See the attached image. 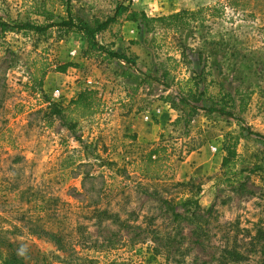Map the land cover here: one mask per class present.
<instances>
[{
  "label": "rangeland",
  "instance_id": "1",
  "mask_svg": "<svg viewBox=\"0 0 264 264\" xmlns=\"http://www.w3.org/2000/svg\"><path fill=\"white\" fill-rule=\"evenodd\" d=\"M40 1L0 0V14L8 20L42 22L32 12ZM51 1L46 7L63 15V7ZM117 1L72 0V7L86 20L104 19ZM131 1L132 8L149 16L216 7L213 17L182 32L183 40L219 49L213 77L229 91L249 93L240 116L245 126L264 135V0ZM133 30L115 24L97 39L134 57L138 71L148 73L152 65L163 63L174 66L176 79L189 75L173 34L158 37L159 46L152 48L150 42L131 43L136 40L135 26ZM59 34L51 28L43 34L12 31L0 38V239L11 244L6 249L0 243V264L8 251L26 264H259L261 246L250 239L253 223L260 221L264 229V144L243 135L234 119L200 111L185 126L174 109L177 118L167 122L157 140H139L131 123L137 116L144 125L157 123L161 106L171 108L164 98L176 90L175 81L171 87L156 81L140 84L139 72L124 75L123 61L84 55L79 35ZM168 56L177 61L171 63ZM42 60L50 69L41 92L33 78L39 76L36 68ZM66 62L72 63L70 72L54 71ZM87 79L101 100L99 110L79 119L73 131L60 116L49 126L45 115L50 103L66 108L86 88ZM56 89L58 98L52 95ZM229 135L238 138L236 170L242 191L220 180L221 147ZM158 143L166 147L164 175L143 179L132 163ZM211 145L218 150L213 152ZM186 197L197 198L201 212L211 209L200 243L193 226H174L162 203ZM46 231L58 234L61 244ZM232 248L242 258H218Z\"/></svg>",
  "mask_w": 264,
  "mask_h": 264
},
{
  "label": "trees",
  "instance_id": "2",
  "mask_svg": "<svg viewBox=\"0 0 264 264\" xmlns=\"http://www.w3.org/2000/svg\"><path fill=\"white\" fill-rule=\"evenodd\" d=\"M46 1L51 0H41L40 4L35 5L32 11L36 16L42 17V22L29 19L22 21L16 19L8 20L0 14V38L7 32L12 31L21 32L24 35L28 32L43 34L51 28L57 29L63 36L70 33L77 34L86 45L85 49H83L84 55L96 54L106 60L116 59L123 61L127 66L124 75L131 77L135 72H139L140 84L156 81L165 87H171V84L175 81L176 90H173L171 95L165 97L164 102H167L172 109L180 113L179 119L181 118L184 121L185 126L200 111L207 115L216 114L227 119H234L243 135H253L264 144V135L245 126L240 116L246 109L249 93H244L238 88L229 91L213 77L212 66L216 65L213 61L215 59L214 55L219 49L205 46L195 47L183 40L182 32L192 31L194 26L202 24L207 20V17H213L214 14L212 12L216 7H201L195 10L180 9L166 15L149 16L143 10L132 8L131 0H120L115 3L113 13L110 16L104 19L93 17L90 20H86L73 10L72 0H57L64 9L63 15H55L53 11L46 7ZM125 22L135 24L136 40L130 41L133 44L150 42L152 48H155L159 46L155 43L158 37L165 39L167 34H173L172 36L177 39L175 47L179 54V59L187 64L189 75L176 79L171 75V70L174 69V66H165L163 63L152 65V69L148 73L138 71L134 57L127 56L118 49H110L98 41L97 37L109 31L113 25H122ZM60 34L59 37H62ZM166 60L171 61V63L177 61L175 57L171 56H168ZM70 66H72V63H62L55 67L54 71L65 72ZM49 69L50 64L46 60H42L39 67L36 68V73L39 75L33 78L36 91H41L43 78ZM101 104L97 92L93 89L85 88L74 99L70 100L66 108H61L58 103H50L48 112L45 115L46 120L50 126L54 116H60L61 119L64 117V124L68 123V129L73 131L79 119L93 115L99 110ZM65 111H67L66 116L63 115ZM237 141V137L233 138L229 135L222 144L221 148L224 151V155L221 159L222 174L220 180L231 187L233 191H242L244 184L240 181V171L236 170ZM166 160V147L158 143L147 153L141 155L132 165L141 178L159 180L164 175ZM162 203L174 226L180 228L182 222L193 226L191 229L192 235L195 236V242L200 243L199 238L204 234L203 224L211 216V209L208 208L201 212L198 199L195 197L180 198L176 201L163 200ZM94 212L98 213V215L106 214V211L94 210ZM260 224V221L253 223L252 229L255 230V235L251 237L250 241L254 239L256 241L254 244L261 246L258 248L260 252L259 264H264V245H259L264 239V229ZM47 234L55 243L61 244L58 234L51 232H47ZM168 242V238H166L163 244L166 248H168ZM251 242L253 244V241ZM0 243L6 249L11 247L9 242L6 243L2 239H0ZM60 248L63 249V245ZM224 250L227 255L221 254L218 258L223 257L226 261L229 259L236 262L243 256L233 248ZM4 263L26 264L14 251L7 252V258Z\"/></svg>",
  "mask_w": 264,
  "mask_h": 264
},
{
  "label": "crops",
  "instance_id": "3",
  "mask_svg": "<svg viewBox=\"0 0 264 264\" xmlns=\"http://www.w3.org/2000/svg\"><path fill=\"white\" fill-rule=\"evenodd\" d=\"M179 10V9H178ZM178 10H175L173 12H176ZM171 12V13H173ZM134 26L135 24L132 22H125L124 27H127L131 30V33H134ZM72 69L71 67L67 68L64 73L70 72L69 70ZM62 74V73H61ZM162 111L159 113L157 120V123H152V121L147 122V126H145L142 123V120L139 119V116L133 122L131 123V131L136 132L138 134L139 140L149 142V141H155L158 138V135L162 133V128L165 127L167 122H172L175 118H177V112L173 109L169 108V106L162 105L161 106ZM147 118V117H145ZM144 118V119H145ZM149 125V126H148ZM221 149V148H220ZM219 149V151H220ZM222 151V150H221Z\"/></svg>",
  "mask_w": 264,
  "mask_h": 264
},
{
  "label": "built area",
  "instance_id": "4",
  "mask_svg": "<svg viewBox=\"0 0 264 264\" xmlns=\"http://www.w3.org/2000/svg\"><path fill=\"white\" fill-rule=\"evenodd\" d=\"M85 84H86V89H91V88H92V81H91L90 79H87V80L85 81ZM52 95H53V97H55V98L60 97V96H61L60 89H56V90H54L53 93H52ZM210 148H211V150H212L213 152H215V151L218 150V147H217V146H214V145H211Z\"/></svg>",
  "mask_w": 264,
  "mask_h": 264
}]
</instances>
